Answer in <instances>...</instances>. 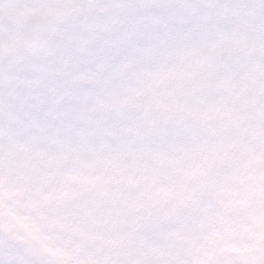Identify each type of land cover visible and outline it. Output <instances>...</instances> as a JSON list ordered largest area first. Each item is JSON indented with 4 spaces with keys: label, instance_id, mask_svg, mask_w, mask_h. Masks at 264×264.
<instances>
[{
    "label": "clouds",
    "instance_id": "obj_1",
    "mask_svg": "<svg viewBox=\"0 0 264 264\" xmlns=\"http://www.w3.org/2000/svg\"><path fill=\"white\" fill-rule=\"evenodd\" d=\"M0 264H264V0H0Z\"/></svg>",
    "mask_w": 264,
    "mask_h": 264
}]
</instances>
